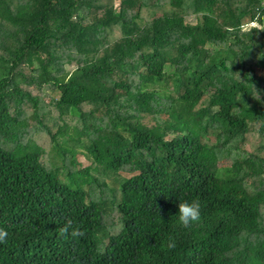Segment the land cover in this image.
<instances>
[{
	"label": "trees",
	"instance_id": "1",
	"mask_svg": "<svg viewBox=\"0 0 264 264\" xmlns=\"http://www.w3.org/2000/svg\"><path fill=\"white\" fill-rule=\"evenodd\" d=\"M0 229V264H264V0H0Z\"/></svg>",
	"mask_w": 264,
	"mask_h": 264
},
{
	"label": "clouds",
	"instance_id": "2",
	"mask_svg": "<svg viewBox=\"0 0 264 264\" xmlns=\"http://www.w3.org/2000/svg\"><path fill=\"white\" fill-rule=\"evenodd\" d=\"M178 223L184 229H189L201 218V203L199 200H193L191 202L184 201L178 204ZM59 235L62 237L71 236L73 238L83 237L84 233L78 228H73L72 221L69 220L66 224L59 230ZM8 237L7 231L0 229V243L6 242ZM166 247L169 250L175 249L177 247L176 241L169 237L166 243Z\"/></svg>",
	"mask_w": 264,
	"mask_h": 264
},
{
	"label": "rangeland",
	"instance_id": "3",
	"mask_svg": "<svg viewBox=\"0 0 264 264\" xmlns=\"http://www.w3.org/2000/svg\"><path fill=\"white\" fill-rule=\"evenodd\" d=\"M116 2H117V0H116ZM247 28H249V27H244V29H247ZM66 69H67L68 71H71L72 68L69 67V66H66ZM40 96H41V100L43 101V104H40V109H41L42 111H45V107H43V105L46 104V103L49 101L50 98H55V97H56V95H55L54 93L49 92V91H47V90H43V91L40 93ZM46 149H47V148H46ZM76 159H77V161L80 163V165H81L82 167L88 165V161H87V159L84 157L83 154L78 153L77 156H76Z\"/></svg>",
	"mask_w": 264,
	"mask_h": 264
}]
</instances>
